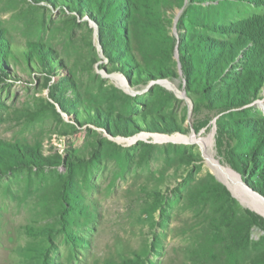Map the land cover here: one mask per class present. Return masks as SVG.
Listing matches in <instances>:
<instances>
[{"label": "rangeland", "instance_id": "1", "mask_svg": "<svg viewBox=\"0 0 264 264\" xmlns=\"http://www.w3.org/2000/svg\"><path fill=\"white\" fill-rule=\"evenodd\" d=\"M262 60L264 0H0V145L52 162L0 175V264H254L197 140L264 208Z\"/></svg>", "mask_w": 264, "mask_h": 264}, {"label": "trees", "instance_id": "2", "mask_svg": "<svg viewBox=\"0 0 264 264\" xmlns=\"http://www.w3.org/2000/svg\"><path fill=\"white\" fill-rule=\"evenodd\" d=\"M120 9V8H119ZM106 25V24H105ZM101 27V26H100ZM112 27V26H111ZM110 29V28H109ZM227 51V56L224 59V61H228L230 57L234 55L236 51L240 49V46H244L246 44L245 42H241L239 46L233 48L232 46H229L225 43H223ZM221 50L222 53L225 52L224 48H208L207 51H216ZM214 53V52H211ZM42 65H44V61L41 59ZM259 65H264V60L260 61ZM167 73V72H166ZM159 76H162V72L160 70ZM187 76V81L189 82V76ZM61 109L65 111V104L61 103ZM94 119L97 120V117L95 116ZM157 124L148 123L146 126V130L152 133H169L171 130L166 129H159L157 128ZM112 128V132L116 133L119 136H126L132 133L139 132L138 127L134 128H128V126L123 123L122 125L119 122H113L110 126V129ZM0 175H4L8 172L17 171L19 169L25 168V169H41L46 166H51L52 162H49L48 159L43 157L40 154L35 153L31 149H21L20 147L16 145H9L5 148L0 145ZM214 190H211L210 192H215L216 194H212L215 201L219 203V199L222 198L221 202L218 204L219 209L223 212L226 209H228L233 203L236 205L234 200L232 199L230 193L224 188L222 185L217 184L215 187H213ZM226 203V206L224 204ZM236 207L239 209V206L236 205ZM247 222H235L233 224H229V240L233 243L238 237L237 234L241 235V231L246 234L247 230L250 226L255 225L257 223V218L253 215H250V218L246 220ZM238 238V240H239ZM264 263V255L260 258H257L256 261H254V264H263Z\"/></svg>", "mask_w": 264, "mask_h": 264}, {"label": "bare ground", "instance_id": "3", "mask_svg": "<svg viewBox=\"0 0 264 264\" xmlns=\"http://www.w3.org/2000/svg\"><path fill=\"white\" fill-rule=\"evenodd\" d=\"M181 96V95H180ZM212 137V136H211ZM158 141H190V143L192 141L195 140L194 137H183V136H179L176 138H171V139H166L164 137L161 136H156ZM198 143L201 146V149L204 150L203 152H206V157H207V162L210 165V167L212 168V170L215 171V173H217V175H219L221 178H223L225 180V182L228 184V186L230 187V189L235 192L237 195H240L243 199L248 200V202L255 207L256 209H258L259 211H263L264 212V208L263 206L255 199H252L246 195L243 194V192L236 186L234 185L230 180H229V173L227 172V169H224L222 167L219 166L218 162H216L210 153L208 154V150H207V144L210 143L211 139H207V140H203V139H199L197 140Z\"/></svg>", "mask_w": 264, "mask_h": 264}]
</instances>
